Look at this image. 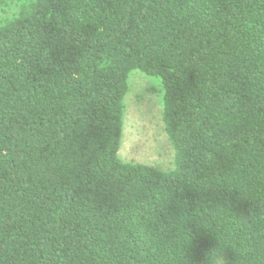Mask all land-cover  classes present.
I'll list each match as a JSON object with an SVG mask.
<instances>
[{
    "label": "trees",
    "instance_id": "1",
    "mask_svg": "<svg viewBox=\"0 0 264 264\" xmlns=\"http://www.w3.org/2000/svg\"><path fill=\"white\" fill-rule=\"evenodd\" d=\"M0 14V264H264V0ZM133 71L169 171L119 158Z\"/></svg>",
    "mask_w": 264,
    "mask_h": 264
},
{
    "label": "rangeland",
    "instance_id": "2",
    "mask_svg": "<svg viewBox=\"0 0 264 264\" xmlns=\"http://www.w3.org/2000/svg\"><path fill=\"white\" fill-rule=\"evenodd\" d=\"M150 81L140 71L130 74L119 158L169 171L174 168L175 152L163 122L164 92L161 84L157 82L154 87Z\"/></svg>",
    "mask_w": 264,
    "mask_h": 264
}]
</instances>
